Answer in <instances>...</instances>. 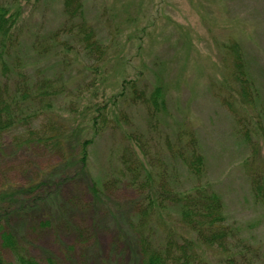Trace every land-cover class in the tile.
I'll use <instances>...</instances> for the list:
<instances>
[{
    "label": "rangeland",
    "instance_id": "obj_1",
    "mask_svg": "<svg viewBox=\"0 0 264 264\" xmlns=\"http://www.w3.org/2000/svg\"><path fill=\"white\" fill-rule=\"evenodd\" d=\"M0 5L16 15L13 30L4 39L0 67L7 64L12 76L23 69L31 80L48 79L59 86L50 113L33 123L35 131L50 132L53 123L62 125L64 134L74 140L71 154L75 156L78 142L94 134L87 105L110 100L124 77L135 79L147 93L163 86L166 108L150 129L146 106L140 101L128 98L115 107L110 101L113 118H122L124 111L128 118H123L121 129L107 127L94 136L88 152L89 174L100 180L122 174L120 155L133 145L125 132H143L146 164L154 161L160 170L168 165V173L175 168L171 177L177 178L178 185L185 178L179 188H188L193 182L188 180L189 172L173 156L194 131L206 155V172L200 181L213 183L235 232L229 240L231 250L244 256L240 264H264V205L253 189L254 178L264 171V0H83L88 22L107 46L103 62L89 58L75 43L63 41L68 37L60 35L61 29L68 19L62 0H0ZM235 40L260 88L254 104L242 103L236 93L232 56L227 51ZM27 133L19 128L0 135V185L25 184L61 162L60 153L46 144L21 145ZM85 184V180H69L62 186L66 196L78 192L90 202L89 210H78L74 216L90 226L100 241L101 251L89 264H131L120 230L121 225L130 228L134 214L138 218L144 205L140 194L124 181L98 205ZM179 211L174 203L153 209L157 238L163 240L167 231L194 237L179 221ZM51 239L50 233H44L40 243L58 251ZM65 239L71 240L68 235ZM199 251L210 264H224L217 250L201 246Z\"/></svg>",
    "mask_w": 264,
    "mask_h": 264
},
{
    "label": "trees",
    "instance_id": "obj_2",
    "mask_svg": "<svg viewBox=\"0 0 264 264\" xmlns=\"http://www.w3.org/2000/svg\"><path fill=\"white\" fill-rule=\"evenodd\" d=\"M62 1L68 19L61 29L60 35L68 37L63 41L75 43L89 58L103 62L107 46L88 22L83 0ZM15 21V13L0 5V61L6 44L4 39L13 30ZM227 47L232 56L230 72L237 96L242 103L254 104L260 95V88L249 71L241 45L235 40ZM6 68L8 66L4 63L0 67V135L23 128L28 133L20 140L21 145L34 142L46 144L58 151L62 160L25 184L6 182L0 185V264H89L100 253L97 234L74 217L78 210H89L90 202L78 192L70 196L64 194L62 185L69 180H85L87 190L98 205L103 203L111 189L124 181L140 194L144 205H141L138 218L135 219L134 214L130 228L121 225L120 230V237L126 239L123 243L131 253V264H210L200 253L201 246L220 252L224 264H240L239 260L244 256H238L231 250L229 240L235 232L227 223L224 201L211 181H200L206 172V155L194 131L188 133L189 142L183 143L173 156L179 161L181 169L189 172L191 178L188 180L193 182L188 188H179L187 182L185 178L180 179L182 182L178 185L174 180L177 178L171 177L170 174L177 171L174 167L168 173V165L160 170L154 167V161L146 164L147 136L143 132H125V137L133 141V145L126 146L125 152L120 155L122 168L119 172L122 174L103 180L89 174L88 152L94 136L107 127L121 129L123 118H128L126 111L122 113V118H113L115 105L128 98L140 101L146 106L150 129V125L155 126L154 119L166 108L163 86H154L147 93V88L137 87L135 79L124 77L120 89L110 95V100L94 107L87 105L91 111L88 121L94 134L78 142L77 155L73 156L74 140L67 132L64 134L62 125L53 123L50 132H37L32 128L41 115L50 113L51 100H55L59 86L48 79L31 80L21 71L23 69H18L17 74L12 76ZM11 82L12 85L8 84ZM110 101L114 107L110 108ZM1 145L0 163L3 156ZM259 173L263 175L254 178L253 189L255 198L264 205V171ZM168 203L180 206L179 221L194 233L193 238L179 237L171 231L165 233L163 240L157 238L152 211L163 210ZM44 233L52 235L51 241H55L58 251L40 243ZM65 235L71 240L65 239ZM36 247H39V254H35Z\"/></svg>",
    "mask_w": 264,
    "mask_h": 264
}]
</instances>
